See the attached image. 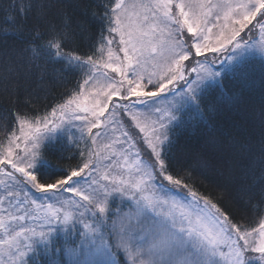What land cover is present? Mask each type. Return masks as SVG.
Instances as JSON below:
<instances>
[{
    "label": "snow or ice",
    "instance_id": "6c2138e0",
    "mask_svg": "<svg viewBox=\"0 0 264 264\" xmlns=\"http://www.w3.org/2000/svg\"><path fill=\"white\" fill-rule=\"evenodd\" d=\"M52 6L50 0L16 6L22 18L35 8L39 23L29 30L26 47L5 54L3 79L13 80L24 69V79L34 75L40 90L48 78L65 73H80L83 82L42 117L0 115L6 140L0 141V175L11 181L0 180V264H65L62 257L67 264H264V215L250 229L233 222L186 183L190 172L173 175L169 162L180 131L207 126L221 104L243 109V88L231 91L225 85L246 87L256 54L264 67V0H109L101 5L103 12H91L104 25L96 58L65 50L87 25L71 29L67 15L59 23L48 20ZM253 21L261 33L257 44L240 36L250 24L256 27ZM13 30L22 33L20 26ZM116 37L118 52L112 48ZM228 46L224 60L205 58L185 72L193 49L199 56ZM49 64L61 67L49 70ZM149 85L153 90H146ZM113 97L140 98L115 107L126 111L143 134L150 161L141 158L127 132L108 142H102L106 135L97 140L99 131L92 135L105 124L101 117ZM10 119L19 135L16 127L8 130ZM256 123L254 136L230 138L229 144L231 155L245 161L241 191L249 194L246 204L264 213V107ZM85 130L96 147L86 156L80 152L83 161L76 167L64 168L42 155L46 149L64 159L68 148L79 151ZM8 166L12 171H4ZM227 173L231 177L230 161ZM253 194L259 196L255 203ZM32 205L43 210L39 217L29 210ZM29 218L42 219L40 231L26 226Z\"/></svg>",
    "mask_w": 264,
    "mask_h": 264
},
{
    "label": "trees",
    "instance_id": "16d2710c",
    "mask_svg": "<svg viewBox=\"0 0 264 264\" xmlns=\"http://www.w3.org/2000/svg\"><path fill=\"white\" fill-rule=\"evenodd\" d=\"M21 2L27 3L28 0H0V115L6 113L11 116L13 112H16L33 119L50 113L53 107L63 103L70 92L78 90L77 85L83 82V76L80 73H65L56 78L50 77L45 81L43 90L37 88L34 75L27 80L24 79V69H21V75L13 80L3 79L5 54L18 53L26 47L29 30L39 23L35 8L31 9L25 18L20 16L16 6ZM50 2L53 6L48 11V20L59 23L62 16L67 15L70 18L71 29H75L77 24L87 25V31L83 36H74L65 50L76 52L82 57L92 55L96 58L98 55L96 47L100 42L104 25L94 20L91 12L93 10L98 13L103 12L101 5L108 3L109 0H50ZM32 3H36V0H32ZM15 26H20L22 29L20 35L13 30ZM40 26L44 27L43 24ZM103 35L107 36L108 33L104 31ZM260 59L262 57L256 54L246 87L236 82H228L225 85L226 89L231 91H240L243 88V109L238 111L227 104L219 105V111L209 119L207 126L200 125L179 132L169 157L173 175L185 177L186 171L190 172L191 178L186 179V183L201 196L208 197L218 205L233 222L249 229L257 226L260 216L264 213L254 212L245 202L249 196L241 191V186L244 184L241 179V165L245 161L231 155L229 140L230 138L243 139L245 136H254V133L259 130L256 121H258L261 108L264 107V67L261 66ZM48 67L52 70L53 68L59 69L61 66L49 64ZM13 84L19 87L14 88ZM212 95L215 98L217 93L214 92ZM103 126L104 124L100 129ZM13 127L17 128V135H19L18 126L14 120L10 119L8 130L10 131ZM100 129H93L92 133ZM88 139H90L89 134L80 141L79 151L74 147L68 148L63 153L64 159H59L58 154H53L46 149L42 150V155L64 168L76 167L83 161L79 153L84 152L85 156L88 153ZM0 141L6 143L4 128H0ZM229 161L231 177L227 173ZM204 162H207V167H203ZM4 171H9V169L4 168ZM15 176L19 179V175L15 174ZM43 178L48 179L49 182L51 180L47 172L43 173ZM0 180L11 183L3 175H0ZM3 189V184H0V195H3ZM29 191L33 196H39L36 190L29 189ZM71 195L73 194H66V197ZM258 200L259 196L253 194L252 202L255 203ZM4 207H7V204ZM29 210L34 211L36 216L41 214L35 209V205H32ZM21 223L25 222L21 221ZM26 226L35 227L39 231L43 226V221L29 218ZM57 239L62 242L63 234L60 233ZM62 259L67 264L68 258L62 257Z\"/></svg>",
    "mask_w": 264,
    "mask_h": 264
},
{
    "label": "rangeland",
    "instance_id": "374dc122",
    "mask_svg": "<svg viewBox=\"0 0 264 264\" xmlns=\"http://www.w3.org/2000/svg\"><path fill=\"white\" fill-rule=\"evenodd\" d=\"M257 19H260V17L258 16ZM253 24L256 25L255 28H253V25L250 24L248 28H246L243 32L240 33V36L244 37V40L248 41V43L250 44H257L261 40V33L259 31V24H256V21H253ZM249 29H251L252 31L250 32ZM216 32L217 30L213 29V33L215 34ZM237 39H239V37ZM117 40H118V37H116V40H114V44H112V48L114 52L119 51L118 44L116 43ZM184 40L187 42L188 45H191L192 40L190 39V34L185 32ZM230 50H231V46H228V49L225 50L224 52L213 53L212 51H204L202 55L197 56L195 55V50L193 49L192 50L193 55H191L188 60L184 61L185 72H190L191 68L196 66L197 61H203L205 60V58H207L208 60H211L213 57H219L220 60H224ZM218 66L219 65L217 64V67ZM194 75L195 73H192V76ZM169 87H172V86H169ZM151 89L152 87L151 85H149L146 90L151 91ZM85 90L86 91L88 90L87 86L85 87ZM138 99L140 98L132 97L130 98V100H121L118 97H113L112 101L109 102L111 105H109L108 107V111L111 110L110 115L115 113V115L112 117L113 122L110 123L108 121V118L110 115L107 113H105L104 117H101L102 120H105V124H104V128L100 129L99 132H101V137H98L97 140L101 141V139L104 138L105 135H106V138L103 139L102 142H108L109 140L113 138L123 139V137L121 136V132H127L129 136L132 138V140L135 141L136 146L139 149L141 158L145 161H150L152 159L151 150L148 148L147 144L144 142L143 134L139 132V129L136 127L135 122L132 121L131 117L128 115L126 111L115 107L116 105L128 104L131 101H136ZM81 115H88L90 117V113L88 114L81 113ZM76 132H77L76 136H80V132L79 131H76ZM96 132H93L92 135H95ZM87 134H88L87 131H85L84 136ZM88 141H89L88 143V147H89L88 151H89L96 146L90 143V139H88ZM5 169H9V171H12L10 166H8ZM16 174L19 175L18 178L21 177V174L19 173H16ZM70 197H72L73 199H79V198L74 197L73 195H71ZM42 211L43 210H38L39 213H42ZM38 215L40 216L41 214H38ZM87 220L88 218L87 216H85L84 222H87Z\"/></svg>",
    "mask_w": 264,
    "mask_h": 264
}]
</instances>
